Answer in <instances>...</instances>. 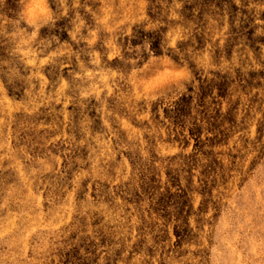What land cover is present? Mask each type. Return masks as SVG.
<instances>
[{
	"label": "rangeland",
	"instance_id": "rangeland-1",
	"mask_svg": "<svg viewBox=\"0 0 264 264\" xmlns=\"http://www.w3.org/2000/svg\"><path fill=\"white\" fill-rule=\"evenodd\" d=\"M0 264H264V0H0Z\"/></svg>",
	"mask_w": 264,
	"mask_h": 264
}]
</instances>
